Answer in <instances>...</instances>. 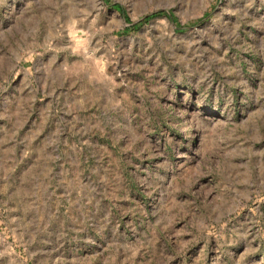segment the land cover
Returning <instances> with one entry per match:
<instances>
[{"label":"rangeland","instance_id":"obj_1","mask_svg":"<svg viewBox=\"0 0 264 264\" xmlns=\"http://www.w3.org/2000/svg\"><path fill=\"white\" fill-rule=\"evenodd\" d=\"M0 264H264V0H0Z\"/></svg>","mask_w":264,"mask_h":264}]
</instances>
